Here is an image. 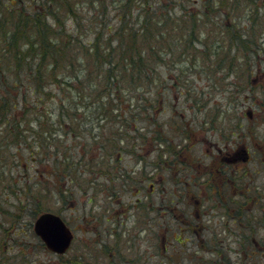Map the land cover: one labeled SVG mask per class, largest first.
I'll return each instance as SVG.
<instances>
[{"label": "trees", "instance_id": "obj_1", "mask_svg": "<svg viewBox=\"0 0 264 264\" xmlns=\"http://www.w3.org/2000/svg\"><path fill=\"white\" fill-rule=\"evenodd\" d=\"M175 1L177 5L169 9L161 7L160 0H31L19 12L14 8L15 4L5 2L1 8L4 13H0V89L5 87L7 93L0 103V201L7 200L5 177L11 173V166L17 162V154L22 149L29 151L27 159L35 163V183L44 185L38 188L37 194L32 193L29 185L24 186L28 195L24 197L23 207H35L31 214L37 217L43 212L39 208L42 191L47 194L53 189L59 198L66 197L69 179L78 180L80 170L75 166L79 163H74L72 155L67 154L69 150L62 147L56 137L60 135L63 142L72 137L75 142L76 130L83 136L81 129L86 123L84 113L87 111L107 124L104 129V124L100 126L96 120L102 131L89 140L93 144L105 141L107 144L97 157L87 156L86 175H94L96 166L99 172L106 168L105 159L115 163L119 160L117 155L122 157L124 153L135 152V146L129 147L127 143L147 142L153 113H162L169 98V87L165 83H154L157 78L166 81L162 73L177 66L181 67L178 68L181 72L191 70L197 63L215 74H226L228 80L246 75L250 82L252 76L264 74V38L258 42L261 35L264 37V0H260L261 4L257 0H200L199 11L186 9L189 0ZM94 2L98 3L97 16L108 18V13H112L113 18L96 27V18L92 17V25L83 27L78 11L86 5L91 14L93 9L96 10ZM177 12L180 13L177 15ZM211 12L220 18H211ZM241 15L246 19L242 20ZM253 15H258L257 23ZM212 24L215 35L208 40L211 34L206 27ZM203 54L211 61L208 64L204 59L207 64L201 66L198 61L204 58ZM239 56L243 60L241 63ZM242 65L246 74L239 70ZM49 90L57 101L54 114L39 110L52 98ZM226 90L228 96L234 94L232 90ZM252 91L250 96L258 95ZM179 95L185 97L182 92ZM255 99L260 109V100ZM30 104L36 110L31 117L32 110L27 106ZM204 105L201 107L207 106L214 113L210 112L211 119L209 115L198 121L199 126L212 128L221 120L226 123L219 130L221 135L240 137L239 144L244 140L245 147L248 133L233 111L235 104L229 102L223 107L215 102L213 108ZM51 119L54 120L50 126L59 128L60 133L46 126ZM162 121L158 120L155 130L156 167L157 174L165 172L163 177L167 179L165 153L178 150L177 142L188 138L190 141L184 150L189 154L193 150L190 142L196 139L193 129L198 125H191L186 120L175 127ZM139 136L144 139H137ZM255 137L258 142V134ZM238 150L242 152V148ZM103 151L107 153L102 154ZM238 176L234 190L236 214L241 211L247 214L240 200L245 197L244 187L239 182L244 176ZM158 190L159 186L156 192ZM251 250V255H255V249Z\"/></svg>", "mask_w": 264, "mask_h": 264}, {"label": "rangeland", "instance_id": "obj_2", "mask_svg": "<svg viewBox=\"0 0 264 264\" xmlns=\"http://www.w3.org/2000/svg\"><path fill=\"white\" fill-rule=\"evenodd\" d=\"M8 1L14 5V8L16 11H21V8L23 9L24 6H27L31 0H0V13H4V10L1 8L5 4V2ZM96 1V0H94ZM160 6L166 7L169 9H173V7L176 4L175 0H160ZM98 2V1H97ZM94 2L95 9L98 6V3ZM238 2H241V0H238ZM259 4H261L260 0H257ZM81 6V5H80ZM188 11H199L200 6V0H189V3L186 4ZM195 8V9H194ZM114 9H111L110 11H113ZM179 10V9H176ZM97 11L92 10V13H88L86 5L83 6V9H80L78 11V19L81 21V24L83 27L86 25H92V17L97 16ZM204 12V8L201 10ZM96 12V13H95ZM180 12H177V15ZM211 12V18L219 17L216 16V14L212 15ZM7 18H9L8 14H4ZM1 16V15H0ZM63 18V14L60 15ZM264 16V12L262 15V18ZM258 17V15L256 16ZM254 17L255 23H257L258 19ZM261 17V14L259 15ZM113 15L112 13H108V19H112ZM220 18V17H219ZM252 18V19H253ZM241 19H246L243 15H241ZM251 19V22H252ZM69 23V22H68ZM250 26V23H248ZM213 26V24H212ZM207 26V29H210V36L207 37L208 40H210L213 35H215V26ZM212 29V30H211ZM257 32V30H255ZM208 32V33H209ZM203 38L205 36H202ZM201 37V38H202ZM263 36L261 35L258 42H261L263 40ZM264 42V41H263ZM262 46H264V43H262ZM232 54H234V51H232ZM204 58H200L198 62H200L201 66L209 64L211 59L206 58L205 54H203ZM240 55V54H238ZM264 55V54H263ZM190 57V56H189ZM240 57V58H239ZM239 63H241L243 60L241 59V56H239ZM207 59V62L204 60ZM195 68L192 67L191 70H185L181 72L179 69H181L180 66H177L178 68H173L172 70L162 73L164 76H166V81L164 82L163 79L157 78L155 80V84H163L167 85L169 87V93L168 97L166 99L165 105H164V111L162 113H153V122L155 126V130L158 128L156 123L158 124L159 121H167V126L174 125L175 127H178L177 124H182L186 120H189L191 125L197 124L198 127L196 129H193L194 138L198 141L196 146L194 147L193 151L196 156H201V158L204 161H208L216 156V151L222 150V151H229L232 152L237 149L243 148L244 140L242 144L240 143V137L234 138L229 135H221V132L219 131L221 127L226 126V123H223V121H219L218 123H215L212 128L209 127V125H206L205 127L199 126V122L202 119H206L210 114L212 109L208 110V107L206 105L209 104L210 108H213V105L215 102L221 103L223 107L227 106L230 103L235 104L236 109L233 108V111L238 116L240 123L245 127V129H252L255 134H258L260 137H262V126L260 125L263 123L262 114L260 112V109H258L257 106L252 105L251 110L254 112L255 119L249 120L248 116L246 115V111L249 109L250 101L256 102V97L261 100V89L258 87V82L256 85H252L250 87V82L248 80V76L245 75L244 78L242 77H230L228 80L226 77V74H215L206 69H203V67H200L197 63H194ZM5 68V64L3 65ZM185 66L190 67V64H185ZM244 66L239 69L242 74H246L244 71ZM22 74V73H21ZM233 74H239V73H233ZM162 76V77H164ZM11 80H13V77H9ZM257 80V79H256ZM260 80V79H259ZM261 81V80H260ZM229 86H234L237 91ZM180 87V88H179ZM230 89L234 92L232 96H228L227 90ZM252 89H255L258 95H253ZM188 90H190V93H188ZM23 93V87L21 89ZM49 92L52 94V98L48 99L42 106L39 108V110H42L45 114L52 113L54 114V109L57 107L56 102L54 101V94L49 90ZM179 92L184 93L185 97L180 96ZM6 89L1 88L0 89V103H3V100L6 96ZM170 97L171 100H170ZM34 97H32L33 100ZM189 98V99H187ZM249 99V100H248ZM248 100V101H247ZM207 101V102H206ZM205 103L204 106L201 107ZM208 103V104H207ZM29 109L32 110V114L29 115V117L33 116V113L36 111L34 110V105L30 104L27 105ZM22 111V110H21ZM16 113V111H15ZM18 116L20 115V111H17ZM22 113V112H21ZM214 113V111H213ZM207 115V116H206ZM158 116V117H157ZM174 117V118H173ZM54 118V117H53ZM212 118V115L209 119ZM55 119V118H54ZM53 119V120H54ZM51 119L48 124L46 125L50 129V122H53ZM96 120L90 119L87 120L86 123L82 127L83 136L79 131L77 132V138L75 139V142L72 139V137H68L65 139V142H63V138L59 135L56 138H59V143L62 144V147L68 149V155H72L74 163H79L80 167V173L77 174L78 179L80 181L81 189L75 191L74 196H70V189H68V193H66V197L64 199L59 198V194L53 193V189L50 191L48 190L47 194L42 191V198L39 201L41 203L40 210L43 212H53V213H60L65 221L69 223L72 226H75L77 229V241L75 242L73 248L70 249V251H67L64 254H56L51 251H49L40 241V239L35 235L34 233V220L36 217L32 216V212L34 211L35 207L26 205L23 207L24 203V197L28 192L26 191V186L29 185L31 188L32 193H38V188L43 187L44 185L41 184L38 186L37 183H35V174L33 173L35 168V163L33 161H29L27 159L28 152L29 151H23V149L17 154V162L11 166L12 170L11 173H7L8 175L5 177V187H7L8 191L6 192L7 200L2 202L0 201V264H112L111 260L108 259V254L110 251L107 252V257L103 254L104 250L103 245H100V242L106 241L109 246H114L115 241H118V239L114 240V237L105 234L102 231V222L100 221L101 218H99L100 213L99 206L98 205H92L87 204V198L85 197L83 191L84 188H86V184L88 182L94 183V189H98L99 191L101 186V178L99 172V168L93 169L95 171L94 175H86L87 173V165H86V159L88 155L97 157L99 155V152L102 150L103 146L107 144V142H101L93 144L92 141L89 139L92 138L95 134L97 135L98 132L102 131V129L99 130L96 122ZM163 123V121L161 122ZM105 126V125H104ZM195 127V126H194ZM193 127V128H194ZM214 127V128H213ZM35 129L36 127L33 126ZM51 128H55V126H52ZM106 126L104 127V129ZM57 133L59 128H55ZM126 129L125 131H127ZM78 132L80 133V136L78 135ZM128 132V131H127ZM132 136V135H131ZM97 138V137H96ZM193 138V139H194ZM244 138V137H243ZM189 141L188 138L184 139L183 142L185 146L187 142ZM238 144V145H237ZM237 145V148H236ZM80 152V155L78 152ZM214 158H217L214 157ZM132 160L131 156H125L123 155V160L128 161ZM113 162V161H112ZM217 162V160H216ZM259 165V164H258ZM105 167L108 169L109 166L105 165ZM251 168L253 166H250ZM248 165H245L244 163L237 162L233 167L234 175L237 177L239 174L241 176H244L245 168H250ZM257 168L256 166L254 167ZM231 169V170H232ZM231 170L229 172H231ZM261 171L259 177L256 180V185L261 186L264 182V174L262 172V169H258ZM117 171L114 170L113 173H116ZM161 175V174H160ZM159 174H156V182L161 184L159 187V190L156 192V204H155V215L163 214V212H160V209H162V205L165 203L166 200L170 201V193L171 189H169V186L164 190V187L167 186V179H165L163 176H166L165 172H162V175L160 177ZM185 175L183 174L184 178ZM240 177V176H238ZM184 180V179H183ZM240 182L241 186H246V183L248 180L241 179ZM10 181V182H9ZM27 181V182H26ZM186 181V180H184ZM175 182V180H173ZM172 182V183H173ZM204 182V181H203ZM7 183V184H6ZM165 184V186L163 185ZM198 184V182H197ZM3 186V184L1 185ZM25 186V187H24ZM69 186V185H68ZM199 186V184H198ZM173 187V186H172ZM186 187V185H185ZM180 188V187H179ZM181 188L185 189L182 185ZM197 188V186H196ZM48 189V187L46 188ZM174 191L175 188L173 187ZM201 189L203 192L206 191V187L201 185ZM13 190L15 193H13ZM25 190V191H23ZM91 190V189H90ZM93 192V190L90 191V193ZM193 195L197 194L195 191ZM207 192V191H206ZM161 197H164L161 199ZM197 196H194L195 201L197 199ZM4 198V196H3ZM235 199L237 197H234ZM129 199V197H128ZM244 197H240V200H243ZM101 200V197L99 201ZM165 200V201H164ZM98 201V202H99ZM97 202V203H98ZM74 203L73 207H70V204ZM180 204V203H179ZM171 205H175L174 203H171ZM209 205V204H208ZM126 208V206H125ZM178 208H180V205H178ZM189 210H195V207H192L190 205ZM42 212V213H43ZM86 212V213H85ZM91 212V213H90ZM93 212H97L96 215ZM12 216H11V214ZM200 213V212H199ZM89 214L86 218L85 215ZM80 217L81 219L77 220V222H70L72 218ZM158 220L162 221V217H157ZM91 220V222H89ZM206 221L205 228L202 229L199 235V239L194 235L193 237L188 238V242L183 247V252H192L193 255H195L198 247L197 242L202 240H208L215 236H217L216 231H221V234L226 239H232L233 237L230 235H226L222 231V221H217L218 218H214V222L207 223V217L203 219ZM173 222V220H171ZM110 225L114 226L115 223H109ZM162 223H159L161 225ZM131 223H127L124 227H129ZM101 232V233H100ZM146 237H149L145 235ZM144 236V237H145ZM201 236V237H200ZM202 236L205 239H202ZM143 237V238H144ZM262 238H264V232L256 234V240L262 244ZM135 237L129 238L127 237V234L125 232V235L122 233L120 241L122 242V245L118 247V251L123 254V256H126L128 258L131 257H139L138 262L140 264H171L172 261L170 254L172 251V244L169 242L167 244V251H164L160 247V240L157 239V246L156 250L149 249L147 244V239H143L139 244L135 243L134 245L131 244ZM171 239V238H167ZM183 241V240H181ZM125 242H130L129 244H126ZM178 248L182 249L180 245H176ZM211 247V245H209ZM191 248V249H190ZM248 253L244 254V257L247 259V264H264V252L263 253H257L255 255H248ZM197 256L200 259V261L204 260L208 262H212L213 260H216L215 254H211L210 251L204 250L202 253L200 250L197 251ZM201 256L203 259H201ZM186 253H181L176 259L178 262H187L186 260ZM243 256L239 252L231 253L229 254V259L231 262L235 261L239 263L242 260ZM121 262V261H120ZM198 262V260L196 261ZM207 264V263H206Z\"/></svg>", "mask_w": 264, "mask_h": 264}, {"label": "flooded vegetation", "instance_id": "obj_3", "mask_svg": "<svg viewBox=\"0 0 264 264\" xmlns=\"http://www.w3.org/2000/svg\"><path fill=\"white\" fill-rule=\"evenodd\" d=\"M251 78L250 87L260 82L258 88L261 89L262 97L260 100V112L263 119V123L260 124L262 126V137L258 135L259 141L257 142L255 137L257 134L252 129H247L248 135L242 153L236 152V150L229 152L218 149L216 151L217 158H214L216 157L214 156L208 161H204L201 156H196L193 150L187 154L183 146L185 142L178 141V150L166 152L164 157L168 165V174L167 186L163 185L165 186L164 190L169 186L171 193L170 201L164 200L165 203L160 209L163 214L158 216L154 214L156 211V190L161 185L156 182L157 145L154 122H151L149 126L146 143H127L129 147L135 146L136 148V151L132 154L126 155L124 153V157L131 156L132 160L122 162L123 156L120 157L121 154L117 155L119 160H116L115 163L104 160L105 165H110L111 172L108 173L107 168L101 169L99 191L94 189L93 182H88L85 185L86 188H84L83 193L85 197H88L87 204L99 206L98 212L100 213L99 218H101L103 233L106 237L109 235L114 237V240L118 239V241H115L114 246H109L106 241L100 242V245H103L101 249L104 250L103 254L106 257L107 252L110 251L108 259L111 260L112 264H140L138 262L139 257L128 258L118 251V247L122 245L121 235L122 233L125 235V232L128 238L129 236L131 238L135 237L137 244L143 239H147L149 249L151 248L154 251L156 250L157 239L160 240V247L164 251H167V244L171 242L174 250L170 254L171 260L174 261L171 264H247L244 254H251V249H255L256 254L264 252V238H262V244L256 240V234L264 232V182L261 186L256 185L258 175L261 173L258 169L261 168L264 174V74H256ZM252 90L256 91L255 89ZM252 105L256 106L257 103L250 101L249 109L245 112L249 120L255 119L254 112L251 110ZM141 138L144 139V137H137V139ZM197 143L198 141L194 139L190 142V147L194 149ZM104 153L107 152L103 151L102 154ZM237 162L244 163L249 167L253 166L244 169V180L247 179L248 182L244 186L245 197L242 200V207L244 212H248L247 214L241 213L242 211L236 214L235 209L234 190L237 177L234 175L235 168L230 167H233ZM116 169L117 172L113 173ZM230 170L231 172H229ZM183 174L185 175L184 178H182ZM69 180H71L69 189L72 197L75 195L76 190L81 189L79 181L81 179L70 178ZM181 185L185 189L181 188ZM201 185L206 187L207 192L202 191ZM90 189L93 192L90 193ZM224 190L228 191L225 193ZM192 191L197 194L193 195L194 192L192 193ZM197 195V199L192 202L194 196ZM100 197L101 200L99 201ZM171 203L176 204V206L171 205ZM73 205L74 203H71L69 208ZM178 205H180V208H178ZM190 205L195 207V210H189ZM93 213L96 215L97 212ZM56 214L65 221L60 213ZM88 215H85L83 221L87 220ZM157 217H162V221L158 220ZM206 217L208 219L207 223L214 222V218H218L215 222L219 220L223 222V233L234 238L233 241L232 239H226L227 237L223 236L221 231H216L217 236L202 240L200 244L199 241L197 242V251L200 250L203 253L204 250H208L211 254H215L216 260L212 262L200 261L197 251L195 255L192 252L182 251L190 236L195 235L199 239L200 232L206 227V221L203 220ZM79 219L81 218L78 216L72 218L70 222L76 223ZM109 223L115 224L112 226ZM127 223H131V225L125 228L124 226ZM159 223L162 224L159 225ZM67 225L73 237L70 245L71 249L78 238L77 229L75 228L77 225L72 226L69 223ZM202 239L205 238L202 236ZM135 240L131 244L134 245ZM125 243L129 244L130 242ZM251 244L253 245L251 246ZM176 245H180L182 249ZM230 252H238V254L240 252L244 261L231 262L229 259ZM181 253H186L187 262L176 261L175 258ZM201 259H203L202 256ZM197 260L198 262H196Z\"/></svg>", "mask_w": 264, "mask_h": 264}, {"label": "water", "instance_id": "obj_4", "mask_svg": "<svg viewBox=\"0 0 264 264\" xmlns=\"http://www.w3.org/2000/svg\"><path fill=\"white\" fill-rule=\"evenodd\" d=\"M33 229L35 235L53 253L64 254L71 244L72 233L56 214L42 213L35 219Z\"/></svg>", "mask_w": 264, "mask_h": 264}, {"label": "bare ground", "instance_id": "obj_5", "mask_svg": "<svg viewBox=\"0 0 264 264\" xmlns=\"http://www.w3.org/2000/svg\"><path fill=\"white\" fill-rule=\"evenodd\" d=\"M107 22H109L108 21V18H105L104 16L100 17L98 15L96 17V19H95L94 25L97 27V26L102 25V24H105V23L107 24ZM84 114L87 116V118L84 121H87V120H90V119H94V120H97L98 122H100L98 125L102 126L104 124V125L107 126V124L102 119H99L97 116H95L93 114V112L87 111ZM94 136H96V135H94ZM92 138H93V136H92ZM121 145H123V144H121ZM75 168L78 169V170L80 169V167L78 165H76Z\"/></svg>", "mask_w": 264, "mask_h": 264}]
</instances>
